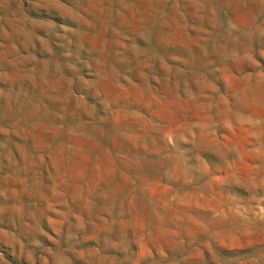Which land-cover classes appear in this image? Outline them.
<instances>
[{"label":"rangeland","instance_id":"obj_1","mask_svg":"<svg viewBox=\"0 0 264 264\" xmlns=\"http://www.w3.org/2000/svg\"><path fill=\"white\" fill-rule=\"evenodd\" d=\"M0 264H264V0H0Z\"/></svg>","mask_w":264,"mask_h":264}]
</instances>
